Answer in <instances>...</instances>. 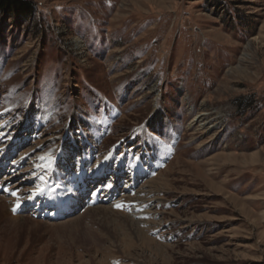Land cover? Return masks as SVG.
Instances as JSON below:
<instances>
[{
    "label": "rangeland",
    "instance_id": "obj_1",
    "mask_svg": "<svg viewBox=\"0 0 264 264\" xmlns=\"http://www.w3.org/2000/svg\"><path fill=\"white\" fill-rule=\"evenodd\" d=\"M17 1L0 264H264V0Z\"/></svg>",
    "mask_w": 264,
    "mask_h": 264
},
{
    "label": "bare ground",
    "instance_id": "obj_2",
    "mask_svg": "<svg viewBox=\"0 0 264 264\" xmlns=\"http://www.w3.org/2000/svg\"><path fill=\"white\" fill-rule=\"evenodd\" d=\"M203 115H201V117H202ZM200 117V118H201ZM199 118V119H200ZM198 121V119L197 120H192L191 121V124H193V123H196ZM12 168L15 170H17V166H12ZM29 169V168H28ZM26 172V171H25ZM11 173H8V174H6V179H4L5 181L6 180H8L9 179V175H10ZM94 178H96V180H99V179H101V174L99 173V174H95L94 175ZM12 181V180H11ZM13 185V184H12ZM15 188V187H14ZM13 190V189H12ZM28 192V191H27ZM22 193V192H21ZM20 193V194H21ZM19 200L18 199H16L15 197H12V198H8V199H3V198H1L0 197V226L2 225V224H8V223H10V222H14L15 220H17V219H22V220H24V221H27V222H30V223H34V225L35 224H45V225H48L47 223H41V222H39V221H35V220H33L32 218H30V216H21V217H13V216H11L10 215V213H9V210L11 209V206L12 205H14V204H16L17 202H18ZM130 200L128 199L127 201H121V200H118L117 201V204H115V206L116 205H119V204H124V203H128ZM109 209V207H105V208H103L102 206H98V207H96V208H93V209H91L93 212H96V210H101V212L103 211V210H108ZM90 210V211H91ZM113 214V213H112ZM90 215V214H89ZM92 215V214H91ZM94 215H95V213H94ZM94 217V216H93ZM96 217V216H95ZM98 217V216H97ZM108 217V216H107ZM91 219H92V216L90 217ZM99 218V217H98ZM98 218H97V220H98ZM104 218H105V216H104ZM103 218V219H104ZM102 219V220H103ZM108 219V218H107ZM99 220H100V218H99ZM94 221H95V218H94ZM101 221V220H100ZM129 221V220H128ZM19 222H21V221H19ZM23 223V222H22ZM102 223H103V221H102ZM101 223V224H102ZM126 223H128V222H126ZM24 224V223H23ZM106 224V223H105ZM44 225V226H45ZM52 225V224H51ZM51 225H49V226H47V227H50ZM53 226V225H52ZM4 227V226H3ZM26 227H28V226H26ZM119 227V226H118ZM49 229V228H48ZM47 229V230H48ZM1 231H2V229H1ZM135 231V230H134ZM136 233V232H135ZM4 234V233H3ZM11 237V236H10ZM7 238V237H6ZM5 239V238H4ZM9 239V238H8ZM3 240V239H2ZM92 241V240H91ZM6 243H8L7 241H5ZM10 242V241H9ZM26 242H28L27 240H26ZM1 244H3V242L1 243ZM10 244V243H9ZM12 244V243H11ZM10 244V245H11ZM14 244V243H13ZM19 244V243H18ZM24 244H27V243H24ZM28 244H29V242H28ZM27 244V245H28ZM4 245H6V244H4ZM23 245V244H22ZM3 246V245H2ZM25 246V245H24ZM23 246V247H24ZM13 247V246H12ZM16 247V246H15ZM20 247V246H19ZM25 247H27V246H25ZM30 247V246H29ZM18 248V247H17ZM28 248V247H27ZM13 248H8V245H7V247L3 250V248H2V250L3 251H8L7 253L8 254H10V256H11V258H13V256H12V254L14 255V251L12 250ZM33 249V248H32ZM23 250V249H22ZM30 250V249H29ZM34 250V249H33ZM17 251H18V249H17ZM17 251H16V254H17ZM19 251H20V249H19ZM35 251V250H34ZM26 252V251H25ZM37 252V251H36ZM41 252V251H40ZM0 253H2V251H1V249H0ZM22 253V252H21ZM29 253V252H28ZM32 253V252H31ZM38 253V252H37ZM50 253V252H49ZM3 254H5V253H3ZM30 254V253H29ZM34 254H36V253H34ZM39 254V253H38ZM41 254H43V253H41ZM20 255V254H19ZM2 256V255H1ZM0 256V257H1ZM21 256H22V254H21ZM20 256V257H21ZM26 256V255H25ZM33 256V255H32ZM18 257V256H17ZM19 257V258H20ZM32 258H35V257H32ZM31 258V259H32ZM15 259H17V258H15L14 257V260ZM22 259V258H21ZM30 259V260H31ZM7 260H9V259H7ZM29 260V259H28ZM1 261V260H0ZM17 261V260H16ZM22 261V260H21ZM41 261V260H40ZM28 262V261H27ZM7 263H8V261H7ZM9 263H11V261L9 262ZM29 263H32V262H29ZM37 263V262H36ZM35 263V264H36ZM5 264H6V262H5ZM17 264V263H16Z\"/></svg>",
    "mask_w": 264,
    "mask_h": 264
},
{
    "label": "trees",
    "instance_id": "obj_3",
    "mask_svg": "<svg viewBox=\"0 0 264 264\" xmlns=\"http://www.w3.org/2000/svg\"><path fill=\"white\" fill-rule=\"evenodd\" d=\"M17 3H20V2L17 0H0V5L1 4L7 5V6L14 5V7H16V6H18V5H16Z\"/></svg>",
    "mask_w": 264,
    "mask_h": 264
},
{
    "label": "snow or ice",
    "instance_id": "obj_4",
    "mask_svg": "<svg viewBox=\"0 0 264 264\" xmlns=\"http://www.w3.org/2000/svg\"><path fill=\"white\" fill-rule=\"evenodd\" d=\"M40 159H45V157H40ZM109 187H111V185H108ZM15 194V193H14ZM117 207H120V205H117ZM13 211H15V209H13Z\"/></svg>",
    "mask_w": 264,
    "mask_h": 264
}]
</instances>
